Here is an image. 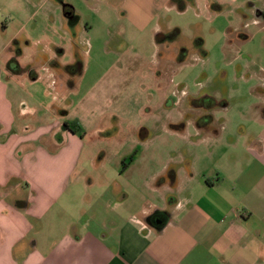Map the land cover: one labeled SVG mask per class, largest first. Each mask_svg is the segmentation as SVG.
Returning a JSON list of instances; mask_svg holds the SVG:
<instances>
[{"label":"crops","instance_id":"1","mask_svg":"<svg viewBox=\"0 0 264 264\" xmlns=\"http://www.w3.org/2000/svg\"><path fill=\"white\" fill-rule=\"evenodd\" d=\"M237 1L203 4L221 10ZM30 3L0 0L1 26L25 23ZM249 4L252 16L240 12L264 29V0L242 5ZM21 34L22 28L7 38L0 34V264H264V68L255 86L261 99L242 113L254 128L246 146H207L205 167L189 151L182 166L170 165L172 158L156 175H143L152 165L135 155L90 160L105 169L84 182L77 174L85 149L79 134L65 130L47 107L21 111L17 88L27 57ZM51 66L44 69L56 88L65 82ZM26 71L33 84L42 80L38 68ZM43 112L48 121L42 124L18 123Z\"/></svg>","mask_w":264,"mask_h":264},{"label":"rangeland","instance_id":"2","mask_svg":"<svg viewBox=\"0 0 264 264\" xmlns=\"http://www.w3.org/2000/svg\"><path fill=\"white\" fill-rule=\"evenodd\" d=\"M62 1L73 6L74 22L63 17ZM243 1L220 10L203 0H141L143 6L130 0H31L25 23L12 21L7 30L0 24L3 38L22 28L18 42L27 57L20 72L26 78L17 88L21 111L47 107L64 123L78 118L85 149L77 174L84 182L105 169L90 160L135 155L152 165L143 175H156L172 158L170 165L182 166L190 151L205 167L207 146H246L254 128L242 113L261 99L255 86L263 81L264 29L242 15L253 12ZM231 26L242 27L229 36ZM57 45L63 51L55 54ZM49 63L65 82L59 87L49 86ZM77 64L81 69L70 74ZM27 66L38 68L39 83L29 79ZM203 98L221 105L196 107ZM44 114L18 123L29 121L32 128L48 121ZM198 120L208 127L199 128Z\"/></svg>","mask_w":264,"mask_h":264},{"label":"trees","instance_id":"3","mask_svg":"<svg viewBox=\"0 0 264 264\" xmlns=\"http://www.w3.org/2000/svg\"><path fill=\"white\" fill-rule=\"evenodd\" d=\"M180 8L183 9L184 6L180 5ZM79 68L81 69L80 65H78V69ZM194 105L196 107H201L202 106V107H205V108L209 109V108H211L213 106L221 105V102H215V100H213L212 98H209V99L208 98H203V99L195 102ZM208 117H209V120L213 121L214 118H213L212 115H208ZM64 125H65V127L67 129L71 130L73 133H79L80 135L82 134L81 133L82 128H81V125L78 122H76V121L66 122ZM197 125H198L199 128H207L209 124L206 123V122L203 123L201 120H198L197 121ZM181 126L183 127L184 124H181Z\"/></svg>","mask_w":264,"mask_h":264},{"label":"flooded vegetation","instance_id":"4","mask_svg":"<svg viewBox=\"0 0 264 264\" xmlns=\"http://www.w3.org/2000/svg\"><path fill=\"white\" fill-rule=\"evenodd\" d=\"M63 2V8H64V15L66 16V18H67V21L70 23H72V22H74L75 21V12H74V8H73V6L71 5V4H69V3H65V1H62ZM12 65H15L16 66V63H12ZM80 65V64H79ZM77 70H75V69H71V70H68L69 71V73L71 74V73H73V74H76L77 72H78V70H80V68L78 69V64H77ZM66 123V122H65ZM65 123H63V128L64 129H67L66 127H65ZM67 130H69V129H67ZM71 131V130H70Z\"/></svg>","mask_w":264,"mask_h":264}]
</instances>
